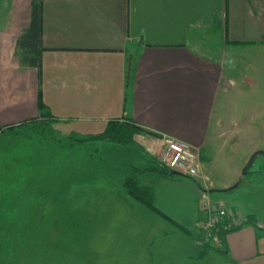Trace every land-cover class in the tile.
Masks as SVG:
<instances>
[{"label":"crops","instance_id":"1","mask_svg":"<svg viewBox=\"0 0 264 264\" xmlns=\"http://www.w3.org/2000/svg\"><path fill=\"white\" fill-rule=\"evenodd\" d=\"M31 7L32 0H0V128L38 117L41 87L63 132L95 135L109 120L132 121L154 133L138 138L172 136L196 147L203 163L197 179L140 174L153 209L126 185L148 167L136 162L141 148L105 145L104 165L91 152H73L70 224L60 212L50 219L46 208L12 214L38 226L41 241L56 232V247L74 238L87 246L77 261L57 254L54 264H264V111L239 112L224 97L241 82L261 84L264 101V0H43L41 82L38 68L22 66L16 53ZM241 57L248 70L238 78L228 62ZM29 157L41 183L24 187L23 200L53 185L66 190L57 175L41 176L47 158ZM203 195L252 215V223L225 236L226 251L201 258Z\"/></svg>","mask_w":264,"mask_h":264},{"label":"rangeland","instance_id":"2","mask_svg":"<svg viewBox=\"0 0 264 264\" xmlns=\"http://www.w3.org/2000/svg\"><path fill=\"white\" fill-rule=\"evenodd\" d=\"M245 61L246 58L243 57L240 58V62L235 59H229L228 68L230 74L237 75L239 76L238 78H240V76L248 70V64L245 63ZM262 91L263 86L261 84H257L255 87H248V84L238 82L234 85V87L226 92L224 97L232 100L235 110L239 112L245 111V109H254L256 113H259L264 111ZM247 102L249 103L247 104ZM58 122L54 124V128L57 131L55 139L47 136H37L31 139L15 140L12 141L8 147L7 153L0 156V229L5 230L0 231V264H54L57 254L60 256V261L66 262V259H69L70 257H75V260L77 261L78 256L80 255L77 251L80 250L82 256L85 255L87 251V246L83 245L81 242L78 243L76 238L63 239L64 241L60 243V246L56 247V244L58 243L57 239L54 238V236L58 234L56 232H49V234H52V237H43V240L41 241L40 233L37 230L38 226H33V224L31 226V223L25 225L27 222L20 223L18 222V219L12 215L17 212L22 213V211H31V213H33L35 210L38 211L40 208L41 210L42 208H46L48 209L50 219L55 220L56 216L54 213L60 212V215L64 217L63 224H70L71 215L66 212L72 209L73 203V185L71 183L73 152L76 153L79 151L82 155L89 154L91 152L93 153L92 155L97 158L96 160L93 159V161H96L97 163L100 162L101 165H104L103 162L105 160L102 161L100 157L104 156L107 158L111 155L110 153L109 156H107L106 148L104 146L110 145L111 143H118L97 138L82 142H75L73 138H70V135L79 136V134H71L72 132L70 133V131L67 130L66 132H63V130L56 127ZM6 131L7 132L0 136V151H3L6 147L7 141L14 137L13 132H9V130ZM158 137H155L151 140V142H148L144 140L143 137L138 138L137 134H135L134 140L131 142V146H137L143 150L142 154L144 156L142 158L139 156L138 159H136L139 166L147 163L148 167L151 165V168L153 169H155L154 167H157V169H149V171L161 175L158 167H165L168 171L169 169L159 160L161 149L157 144ZM131 146H129L128 149H131ZM39 152L43 157L47 158L46 165L48 166L44 170V174H41V176H44V178L48 180V178L53 179L54 176L57 175L60 181L64 182V189L66 190H62V187L59 185L56 190V186L53 185V190L49 192H40L39 194L36 192H27L28 194L26 197L24 196L23 200V193L21 191L24 187V189H26L29 185H31V187L35 188L36 186L32 184L33 182L35 183L36 181H40L41 183L40 178L38 175L36 176L35 173L38 169L32 168V166L36 163L34 162L35 159L29 157L32 153L39 155ZM48 162H51L52 166H50V163ZM53 165L56 167H53ZM149 171H135L133 173L134 181L143 184L144 182L146 183L145 175L140 178L139 176L140 174L147 173ZM27 175L30 179H32V181H28L29 178ZM176 175L181 176L177 173ZM34 176L37 178L33 180ZM200 177L201 175L197 178ZM14 182H16V184L10 188V185ZM24 193H26V191H24ZM62 195L64 198H59L62 197ZM226 203L230 204L229 202ZM62 212H65L64 215ZM66 214H69L70 216H67ZM13 218H15V223H13L14 227L10 229L11 224L9 222H11V220L13 221ZM20 219H22V217H20ZM36 220L38 221L36 222ZM31 222L38 223L39 217L36 214L32 215ZM19 224H24L25 226L21 228L18 226ZM67 232L68 231H64L62 235H72V232ZM73 234L74 237L79 235V233L75 232H73ZM220 248L225 251L227 250L225 245H222ZM220 248L212 246L209 250L220 251ZM203 254L201 255V258Z\"/></svg>","mask_w":264,"mask_h":264},{"label":"trees","instance_id":"3","mask_svg":"<svg viewBox=\"0 0 264 264\" xmlns=\"http://www.w3.org/2000/svg\"><path fill=\"white\" fill-rule=\"evenodd\" d=\"M42 9L43 0H32L31 7V22L27 29L23 31L17 40V56L19 58L20 64L22 66H34L38 68L40 75V82L42 81V46H41V30H42ZM39 109L40 115L36 118L27 119L17 125H10L0 128V136L7 132H13L14 137L7 141L6 147L3 151H0V156L4 155L8 151V147L15 140L21 139H31L37 136H47L52 139L56 138L57 131L54 128V124L58 122V118L53 115L49 110L47 105L43 102L42 98V88L39 90ZM148 132L144 127L136 124L132 121H125L120 119H112L108 121L106 129L95 135L87 136H74L70 135L75 142L87 141L89 139H104L108 141L118 142V143H131L134 140L135 134L141 132ZM74 143V142H73ZM149 167L137 168L136 170H149L153 169ZM157 169V167H154ZM153 169V170H155ZM162 176H176V173L168 171L165 167H158ZM135 170V171H136ZM126 185L129 192L138 199L143 200L148 206L154 209V205L147 190L142 189L138 182L134 181V177L131 176L126 181ZM246 223H252V215L246 218ZM237 230V229H235ZM226 232H221L220 236L223 239V245L225 244ZM213 245L209 243H204L201 255L205 250H209ZM223 250L222 248H220ZM225 251V250H223Z\"/></svg>","mask_w":264,"mask_h":264},{"label":"built area","instance_id":"4","mask_svg":"<svg viewBox=\"0 0 264 264\" xmlns=\"http://www.w3.org/2000/svg\"><path fill=\"white\" fill-rule=\"evenodd\" d=\"M157 144L161 149L159 160L170 171L192 179L203 174V163L196 147L167 135L158 137ZM199 210L201 243H209L219 248L223 245L221 232L224 231L227 235L246 223L242 213L228 207L224 202L213 201L206 195L200 200Z\"/></svg>","mask_w":264,"mask_h":264},{"label":"water","instance_id":"5","mask_svg":"<svg viewBox=\"0 0 264 264\" xmlns=\"http://www.w3.org/2000/svg\"><path fill=\"white\" fill-rule=\"evenodd\" d=\"M174 173H176V172H174Z\"/></svg>","mask_w":264,"mask_h":264}]
</instances>
